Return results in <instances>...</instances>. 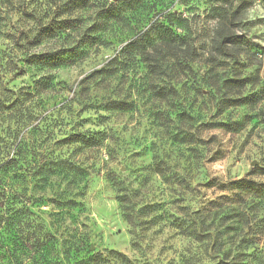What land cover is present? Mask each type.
I'll use <instances>...</instances> for the list:
<instances>
[{"label": "clouds", "instance_id": "1", "mask_svg": "<svg viewBox=\"0 0 264 264\" xmlns=\"http://www.w3.org/2000/svg\"><path fill=\"white\" fill-rule=\"evenodd\" d=\"M0 264H264V0H0Z\"/></svg>", "mask_w": 264, "mask_h": 264}]
</instances>
